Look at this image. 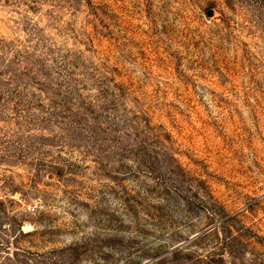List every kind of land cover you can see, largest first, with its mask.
<instances>
[{
	"label": "rangeland",
	"instance_id": "obj_1",
	"mask_svg": "<svg viewBox=\"0 0 264 264\" xmlns=\"http://www.w3.org/2000/svg\"><path fill=\"white\" fill-rule=\"evenodd\" d=\"M0 264H264V0H0Z\"/></svg>",
	"mask_w": 264,
	"mask_h": 264
},
{
	"label": "built area",
	"instance_id": "obj_2",
	"mask_svg": "<svg viewBox=\"0 0 264 264\" xmlns=\"http://www.w3.org/2000/svg\"><path fill=\"white\" fill-rule=\"evenodd\" d=\"M28 225H29V223H28Z\"/></svg>",
	"mask_w": 264,
	"mask_h": 264
}]
</instances>
